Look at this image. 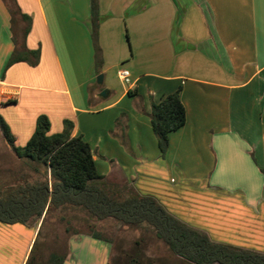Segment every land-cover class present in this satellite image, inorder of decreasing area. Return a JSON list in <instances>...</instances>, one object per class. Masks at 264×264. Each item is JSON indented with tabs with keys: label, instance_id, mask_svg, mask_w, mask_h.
<instances>
[{
	"label": "crops",
	"instance_id": "obj_1",
	"mask_svg": "<svg viewBox=\"0 0 264 264\" xmlns=\"http://www.w3.org/2000/svg\"><path fill=\"white\" fill-rule=\"evenodd\" d=\"M16 2L31 18L28 49L41 51L35 67L7 66L15 45L0 0V115L16 144L41 115L49 134L69 119L107 181H128L216 242L264 252V0H98L100 69L91 0ZM178 89L187 121L163 158L150 114ZM42 224L0 223V264H28ZM69 250L64 264H109L105 240L72 238Z\"/></svg>",
	"mask_w": 264,
	"mask_h": 264
},
{
	"label": "trees",
	"instance_id": "obj_2",
	"mask_svg": "<svg viewBox=\"0 0 264 264\" xmlns=\"http://www.w3.org/2000/svg\"><path fill=\"white\" fill-rule=\"evenodd\" d=\"M4 2L11 15L15 45L7 66L25 62L35 67L41 51L30 50L26 44L31 18L21 13L16 0ZM91 15L96 67L100 69L103 61L98 46V0H91ZM150 121L164 158L170 133L181 129L187 121L180 89L153 103ZM73 128V123L66 120L61 132L49 134L50 120L41 115L32 137L21 147L0 115V131L6 144L39 176L34 182H25L0 194V223L33 226L52 210L77 208L92 220L112 219L125 226L148 228L174 256L189 264H264V252L216 242L207 232L169 212L156 197L141 194L130 185H123V191L112 186L100 173L90 144L81 136L72 137ZM260 170L264 175V168ZM125 192L129 194L124 196ZM90 236L108 241L96 231H91ZM36 246L35 243L28 264H64L65 254L51 253L44 260L36 254Z\"/></svg>",
	"mask_w": 264,
	"mask_h": 264
},
{
	"label": "rangeland",
	"instance_id": "obj_3",
	"mask_svg": "<svg viewBox=\"0 0 264 264\" xmlns=\"http://www.w3.org/2000/svg\"><path fill=\"white\" fill-rule=\"evenodd\" d=\"M125 38L127 39L126 35ZM114 83L121 85L118 77L115 78ZM104 85L102 83L100 86ZM38 177L31 166L15 156L0 131V194L25 182H34ZM109 182L122 191L123 185H130L128 181ZM130 186L134 188L133 184ZM127 194L129 193H123L124 196ZM41 220L43 224L36 242V254H40L45 259L49 258L51 253L65 254L66 259L69 258L70 240L90 236L91 231H96L110 244L109 264H189L174 256L165 244L145 227L125 226L112 219L92 220L86 212L77 208L52 210ZM212 234L214 237L215 234ZM261 250L264 251V244Z\"/></svg>",
	"mask_w": 264,
	"mask_h": 264
},
{
	"label": "built area",
	"instance_id": "obj_4",
	"mask_svg": "<svg viewBox=\"0 0 264 264\" xmlns=\"http://www.w3.org/2000/svg\"><path fill=\"white\" fill-rule=\"evenodd\" d=\"M119 78L125 84H131V74L128 70L122 69L119 71Z\"/></svg>",
	"mask_w": 264,
	"mask_h": 264
},
{
	"label": "water",
	"instance_id": "obj_5",
	"mask_svg": "<svg viewBox=\"0 0 264 264\" xmlns=\"http://www.w3.org/2000/svg\"><path fill=\"white\" fill-rule=\"evenodd\" d=\"M97 83L102 84L103 83V75H99L97 78ZM106 91H102L101 95H105Z\"/></svg>",
	"mask_w": 264,
	"mask_h": 264
}]
</instances>
